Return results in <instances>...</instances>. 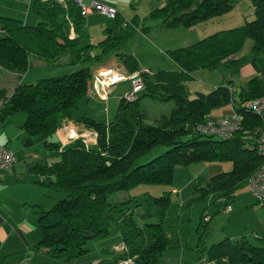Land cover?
Returning <instances> with one entry per match:
<instances>
[{
    "label": "trees",
    "instance_id": "obj_1",
    "mask_svg": "<svg viewBox=\"0 0 264 264\" xmlns=\"http://www.w3.org/2000/svg\"><path fill=\"white\" fill-rule=\"evenodd\" d=\"M238 1L163 0V4L151 9L143 20H158L164 28H189L225 14ZM249 3L252 20L189 45L166 50L179 66L178 70L147 73L139 69L133 56L121 51L116 53L129 72H140L143 93L133 101L121 96L114 118L107 123L85 114L74 118L78 124L95 131V143L87 144L78 137L61 148L58 160L49 163L40 157L27 164L28 171L41 178L39 183L66 194L48 209L34 202H24L23 205L32 206L40 233L39 240L30 247L32 252L71 263L90 251V240L107 237L110 222L114 221L124 245L121 259L132 258L134 264H163V251L178 245L177 239L167 234L162 224L169 205L168 192L141 201L130 195L116 201L113 198L116 192L127 191L138 184H170L176 166L195 162L230 161L232 165L230 170L208 180L200 178L192 199L216 191L218 200L227 201L234 196L235 189L247 184L263 158L256 152V135L252 132L260 126V117L245 104L264 94V0H249ZM30 6L39 18L35 25L0 16V67L14 72L17 77L30 66V55L55 62L61 53H67V64L102 63L112 50L122 47L135 27L140 31L148 28L144 21L141 25L138 23V16L127 23L116 12L104 28L103 39L81 46L79 41L84 34L86 16L81 15L76 4L69 1L63 6L31 0ZM248 38L252 40L250 61L257 74L248 79L245 87L235 91L233 80L227 78L207 93L187 96L185 83L196 68L213 70L223 66L228 74H236L245 59H230V56L240 52ZM90 80V67L85 66L35 82H18L11 92L0 87V125L6 124L12 114L24 112L25 132L38 135L46 148L59 149L53 136L64 121L71 118L77 101L86 96ZM144 95L172 100L174 106L168 115L149 122L139 109V98ZM228 104L243 116L241 129L231 137L222 139L194 130L197 123L210 118L212 109ZM157 145L166 149L148 162L134 163ZM112 211L119 215L113 216ZM208 224L206 214H202L199 227L203 229L198 236V246L203 245ZM200 249L206 250V260L215 264H264V237L251 241L245 235L236 239L227 236Z\"/></svg>",
    "mask_w": 264,
    "mask_h": 264
},
{
    "label": "rangeland",
    "instance_id": "obj_2",
    "mask_svg": "<svg viewBox=\"0 0 264 264\" xmlns=\"http://www.w3.org/2000/svg\"><path fill=\"white\" fill-rule=\"evenodd\" d=\"M30 1L0 0V16L13 17L27 25H35L39 21V18L33 12ZM140 1L135 6L131 3V5L129 4L128 7L124 8L122 14L127 21H129L134 13H137L140 18H146L147 12L151 9H146L149 0ZM240 10L241 12H246L245 2L235 3L223 15L197 22L195 24L197 30L190 33L188 32L189 28L182 26L164 28L159 25L158 20L145 19L144 25L148 28L143 29L144 32L135 30L125 40V43L119 50L114 49L108 54L103 63L110 60H114L115 62L122 60L121 56L116 54L121 51L136 58L140 70L149 69L151 73L160 70H176L179 67L170 59L166 50L185 46L183 44H189L187 42L191 44V42H195L217 31L234 28L243 24V15L239 14ZM252 19L253 17L246 19V21ZM109 21L110 18L102 13L95 12L88 14L86 16L84 34L80 38L79 45L96 44L103 39L105 37L104 28ZM190 39L192 41H189ZM251 45L252 40L250 38L246 39L243 45L244 52L248 51L249 53ZM94 51L97 50L94 49ZM66 58L67 53H61L55 62H46L34 55H30V66L21 77H17L14 72L0 67V71L7 73V75L0 73V87H6L10 91L17 82H35L40 78L63 75L81 67L89 66L92 68L93 66L92 61H83L75 65L67 64ZM224 76L223 66H218L213 70L206 68L192 70L190 78L185 83L187 96L192 98L196 92H209L215 84L223 82ZM129 87V81H122L109 87L107 89L108 96L106 101L96 95H88L79 99L76 107L71 111L72 116L85 114L93 119L96 118L108 122L106 120L108 117H106L104 110L105 107H108L110 109V120H112L116 113L119 98L128 91ZM142 93L143 91L139 94L142 95ZM138 102L139 109L146 114L147 121L149 122H156L163 115H168L174 106L172 100H160L149 95L141 96ZM216 109L218 108L211 110L213 116L217 114L218 110ZM15 115H20V112H16ZM16 124V116H13L5 128L0 126V137L4 134V131L17 130ZM12 141L15 144L14 140ZM41 143L37 147L40 150V156L45 158V154L50 153L49 157L51 158L53 153H55V149H48L42 141ZM165 149V146L157 145L145 155L137 158L134 163L138 165L148 162L153 157L161 154ZM24 159L27 161L29 158ZM19 164L24 165L25 162L21 161ZM211 164H222L226 169L224 171L230 170L232 165L230 161L212 162ZM211 176V168L204 164V162L176 166L170 184H138L127 191L116 192L113 198L117 201V199L127 198L130 195L134 196V200L141 201L148 196H160L168 192L169 205L162 224L166 233L177 239L178 245L175 248L164 250L161 255V261L163 264H206L209 262L206 260L207 252L200 249L203 245L204 247H209L211 244L227 236H233L232 239H236L245 235L251 241H255V237H264V204L256 202V198L250 193L247 184L235 189L234 196L227 200L226 204L218 200V192L216 191L206 194L204 197L192 199L196 195L194 188L198 180L200 178L208 180ZM27 177L26 180H28L26 182L28 184L26 185L19 183L15 186L7 185L2 189L16 201L12 202V200H9V202H6L2 199L4 196L0 198V204H4L2 207L9 212V218H7L0 210V214L4 217V224L0 229V264H83V261L97 260L102 257L103 261L101 264H113L121 259L123 254L120 242L121 238L114 221L110 222L109 235L107 237L90 240L88 243L90 251L78 256L71 263L29 254L26 246L23 247L25 240L22 238L14 240L12 246L25 250L18 251L17 253L15 251L13 254L5 256L8 248L7 245L3 246L2 244L4 242V234L16 237L18 235L17 229L23 224L30 228L29 231L24 232L27 234L25 238L27 239L26 242L29 241L28 244L35 243L40 238L37 216L33 213L32 206L23 205L24 202L21 201L19 203V198H25V202H34L48 209L54 202L66 196L64 192L52 189L48 190L49 193H47L45 192L47 188L44 186H38V183L29 184L34 183L31 182V179H34L35 175L28 174ZM43 192L45 193L43 194ZM226 205L229 209L225 207ZM111 213L115 217L119 215L117 211H112ZM202 214H206L209 224L207 233L203 237V245L198 246L197 238L203 229V226L199 227ZM11 241L12 239H9L7 243ZM114 246H118V248L114 249ZM104 247H109L110 250L102 252V248Z\"/></svg>",
    "mask_w": 264,
    "mask_h": 264
},
{
    "label": "crops",
    "instance_id": "obj_3",
    "mask_svg": "<svg viewBox=\"0 0 264 264\" xmlns=\"http://www.w3.org/2000/svg\"><path fill=\"white\" fill-rule=\"evenodd\" d=\"M140 2H141L140 0H103L104 4L114 8L123 17H124V15L122 13L124 12V8L128 7L129 4L131 5V3H133L135 6L137 3H140ZM240 2H245V6L247 9L246 12H241V10L239 12L240 15L241 14L243 15V20L245 21L246 19L252 18L253 17V11H252V7L250 6L249 0H239L236 3L239 4ZM162 4H163V0H149L148 5L146 6V9H150V8L153 9L152 7H154V6L158 7ZM135 15L138 16L137 13H134L132 15V17L129 19V21H127L125 17L124 18H125L127 23H131V20ZM234 16L236 17V15H234ZM143 21H144L143 17L142 18L139 17L138 23L143 24ZM239 22H240V20H239ZM135 30H139V28L135 27ZM195 30H197V29H196V26L194 25V26L189 27L188 32L190 33V32H193ZM189 41H192V40L190 39ZM187 43L190 44V42H187ZM191 43H193V42H191ZM189 44H183V45L186 46ZM181 47H183V46H181ZM251 56H252L251 48H250L249 53H248V51L244 52V49H242L237 54L230 56V59L244 58L245 62L239 66L237 73L233 74V75L228 74L227 71L225 70V68L223 67L224 72H225V76H224V80L222 83H224L226 81V79L229 78V79L233 80V89L235 91L241 89L242 87H245L248 79L251 78L252 76H254L255 74H257L255 69L253 68V66L251 64V61H250ZM37 58H39V57H37ZM92 65H93L92 68L90 67L91 80H90V84H89V88H88L86 96L96 95V96L100 97L98 93H95V84L92 83L93 75L95 73H97L99 70L108 69V68H111V69L117 68V70L124 72V73H135L136 72V71L129 72L124 67L121 60L119 62H115L114 60H110L106 63L92 62ZM178 69H176V70H178ZM0 73L2 75H4V74L7 75L6 72L0 71ZM222 83L220 82L219 84H222ZM219 84H215L214 86L219 85ZM15 85H14V87H15ZM14 87L12 88V90L14 89ZM12 90H10L9 92H11ZM106 100H107V98H106ZM106 100H104V101H106ZM104 110L106 113V117H108V118H106V120H108V122H109L110 121V112H109L110 109H108V107H105ZM216 110H218L216 112L217 114H215L213 116L210 113V117L229 116L233 112V108H232L231 104H228L224 107H220ZM15 114L11 115L7 119L6 124L0 125V126L5 128L8 125V123L10 122L11 118L13 116H16L17 130L4 131L3 132L4 134L0 137V145L9 148L18 158V161L16 163H14L13 165L6 167V168H0V198H2L4 196L2 199L5 200L6 202H9V200H12V202H14L16 200H14V198L12 196H10V194L7 195L6 192L3 191L2 189L7 185H14L15 186L19 183L25 184V185L28 184L26 182L28 180V179L26 180V178H28L27 177L28 174L35 175V178L31 179V182H34V183H29V184L38 183L39 184L38 186H44L43 184L39 183V180L41 178L37 174L29 172L27 169V167H28L27 164H29L30 162H33V161H35L41 157L40 156V150L37 147H38V145H40L42 139L40 137H37L38 135L31 136V135L27 134V132H25V130L22 127V123L24 122V119H25L24 113L20 112V115H15ZM77 116H80V115L77 114L75 116H72V113H71V118L65 120L63 125L59 129H57V131L55 132V134L53 136V140L56 141L60 147H59V149H55V153H53L51 158L49 157L51 155L50 153L45 154L47 157V158L45 157L47 162L50 163V162L58 160L59 159V151L61 150V148L65 145L73 142L78 137H81L84 140V142L87 144L95 143V141H96L95 131L92 129L84 127L82 124H78L77 122H75L74 118ZM88 117H90V116H88ZM94 119L98 120L96 118H94ZM102 119H104V118H102ZM98 121H102V120L100 119ZM102 122H104V121H102ZM105 123H107V122H105ZM12 140H14L15 144L13 143ZM24 158H29V159L27 161H25ZM21 161H24L25 164L20 165L19 163ZM204 164H206L208 167L211 168V175L212 176L226 170L222 164H211V163H204ZM44 187L47 188L46 186H44ZM48 190H50V189L47 188V191H45V192L49 193ZM45 192H43V194ZM20 201L25 202L26 200H25V198H19L18 202L20 203ZM34 201H38V200H34ZM220 201L223 202L222 200H220ZM223 203H225V202H223ZM226 203H227V201H226ZM2 206H4V204H2V205L0 204V210L4 213L5 217L9 218V212H7V210L5 208H3ZM3 224H4V217H2V214H0V229L2 228ZM29 229L30 228L27 225L23 224L22 226H20L17 229L16 232L18 233V235H16V237L4 234V239H3L4 242L2 244H3V246L7 245V248H8L5 256L11 255L15 251H16L15 253H17L18 251L25 250V249L20 248V247H16V246L13 247L12 246L14 243V240H16L17 238H22L23 240H25V245L23 244V247L26 246V249L29 251L28 252L29 254H33V256H43L45 258H48L40 252H32L30 250L31 245L35 244L36 242L32 243V244H28L29 241L26 242L27 239L25 238V236L27 234L24 232L29 231ZM0 234H1V232H0ZM228 237L232 238L233 236H228ZM9 239H12V241L10 243H7ZM120 242H121V240H120ZM197 242H198V238H197ZM121 245H122V242H121ZM118 246H114V249L118 248ZM109 250H110L109 247L108 248L107 247L102 248V252L109 251ZM30 258H32V257H30ZM102 261H103V257L100 259H97V260H92V261L88 260L85 262L83 261V264H101ZM113 264H115V262ZM206 264H215V263L209 261Z\"/></svg>",
    "mask_w": 264,
    "mask_h": 264
},
{
    "label": "built area",
    "instance_id": "obj_4",
    "mask_svg": "<svg viewBox=\"0 0 264 264\" xmlns=\"http://www.w3.org/2000/svg\"><path fill=\"white\" fill-rule=\"evenodd\" d=\"M45 2H56L65 6L71 1L76 4L81 15L87 16L91 13H102L109 18H113L116 10L103 3V0H41ZM1 32V29H0ZM71 35L72 31H71ZM151 73L149 69L143 70ZM129 81L130 87L122 96L126 101H133L138 94L143 90L144 85L139 71L135 73H124L117 69L99 70L93 75L92 83L95 84V93L106 100L108 96V88L121 82ZM245 106L260 117L261 124L252 132L256 135V152L262 156L263 160L258 168L249 176L247 185L250 193L256 198V202L264 204V94L260 97L248 101ZM243 116L233 110L232 114L224 117H210L209 119L199 122L194 126V130L199 133L214 135L218 138L226 139L231 137L236 131L242 127ZM244 133H250L249 130H244ZM18 161L17 156L7 147L0 145V168H6ZM224 204L226 200L222 199ZM227 207V205L225 206ZM227 209H229L227 207ZM124 249V245H121ZM115 264H134L132 258L118 260Z\"/></svg>",
    "mask_w": 264,
    "mask_h": 264
}]
</instances>
